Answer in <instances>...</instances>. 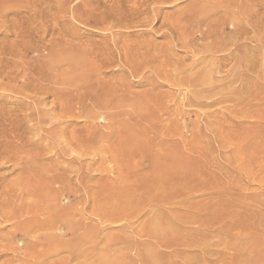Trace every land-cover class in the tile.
<instances>
[{
    "label": "rangeland",
    "instance_id": "1",
    "mask_svg": "<svg viewBox=\"0 0 264 264\" xmlns=\"http://www.w3.org/2000/svg\"><path fill=\"white\" fill-rule=\"evenodd\" d=\"M151 1L152 0H149L146 4L142 3L145 2L143 0H0V47L5 49L6 52L10 50L11 52L13 51L12 55L7 52V54H5L6 56H0V62H2V59L6 60L7 57L10 63L12 61H18V64H22V69L19 68V70L15 71L12 69L11 73V68L6 64H4L5 66L2 65L3 69L0 68V264H32L35 262L38 254L48 248L52 249L54 245H59L58 243L62 241L61 239H63L64 242H70L78 237L82 238L85 230L84 227L88 225L98 227L100 233L101 231L102 233L100 234V238L98 237L97 239L93 237L90 240L93 241L89 244H85L84 247L88 246L89 248H93L96 246V252L94 251L93 253L101 256L104 252L105 254L109 253L110 256H114L119 246L110 245L113 243L111 239H116L119 235L124 233L123 224L119 222H114L113 224L110 222H105V224L104 222L100 223L98 217L92 216L93 214H91L92 203L94 204L96 200V198L92 196L93 194L89 193L92 197L90 196L89 200L83 199V201L81 198H75L76 194L73 192L75 190L72 188L77 186L82 188L86 180L85 187L88 184V187L92 184L94 189L97 187L99 189L101 184H105L103 180L108 181V176L109 178L114 176V180H117L119 174L115 172L114 168L116 169L118 165L112 160L109 161V159L113 157L111 154H120L117 151L122 147V151L120 150L119 152L128 153L130 151V153H138V157L137 155L135 156V161L137 162L140 161V156L142 155H144L141 157L143 160L147 153L150 154L153 151L150 157L149 154L147 155L149 159L151 157L154 159L156 155L153 157V154L159 152L157 156H159L158 160L159 158L161 160H156V157L154 160L152 158L149 160L145 157L146 161L149 163L142 168V171L137 168L136 171L133 169V171L131 170L133 174L130 170L127 173L129 174L130 172L132 176L135 174L133 177H138V179L134 178L137 181L141 177L140 179H142V181H138L141 185L144 183L143 179L147 175L145 178L147 180L145 181L147 182V186H151L152 184L151 187L154 185L157 186V188L160 187L158 190L161 193L164 189L166 193L169 191L171 197L169 200L171 201H169V203H160L155 209H168L170 210H167L168 213L174 212V215L176 213L180 215L181 213L185 216H194L193 222H190L193 232L185 230V227H181L183 230L180 229L181 231H185L184 233L182 232L185 234L183 239L198 237L201 240V237L203 238L204 236H201L197 229H202L204 227L210 229L222 228V231L226 230L232 233V231L241 230L244 224L248 226V233H255L256 236H262L264 239V0H244L245 2L243 0H238V4L244 5L245 3V6L247 5V7H249V11L247 16L241 15L240 17L239 24L242 28L244 26L245 31H243V34H240V36H238L239 34L237 33V39H235L236 36H232L235 35V27L230 23L229 19L225 20L226 24L224 23L222 36L225 34L224 37L227 40L224 38L226 42L222 41V46L227 50L219 51V54L215 52L216 55L213 53V57L210 56V58H212L211 63L217 64L216 61H219V64H222L221 69H223V72L220 71L221 74L215 75L214 84L220 86L224 85L227 89L221 90L222 92L217 89L222 95V97H220L221 95L219 93V95L215 94L217 98L219 97L220 102L217 101L212 91V93H205L206 97H208L207 99H205L206 97H200L204 100L202 103L199 100L200 98L198 99L199 104L197 101L191 102V105L196 103L199 107L188 104L190 102L186 99V86H180L181 88L183 87L181 89L173 82V84H169L171 78L161 75L162 67L159 69L156 61L153 62L154 59L156 60V57L152 53H156L155 47L158 49L160 46L161 49L159 48L156 50L157 53H159H156L157 57L160 53L167 51L166 53H169L168 57L170 58V56L172 57V54H174L172 51L175 50L176 55L174 54L175 56L173 55L174 57H172L176 59L174 61L180 60L181 62V59L187 55L182 60V64L184 61H186V63L188 62V65L190 61L192 63L193 56L191 53H188L180 44H176L177 42L175 39L169 40L171 37L168 36L171 33L170 31H172V29L169 31L170 27L173 28L172 24H174V22L176 23V19H178V22L183 21L182 23L184 26L178 23L181 24V27L187 28L190 25L188 28L189 32L192 30L194 31L195 28L199 30V22H196L203 18L201 16L209 15L208 11L211 10H220V12H222L219 6L225 5L226 0H171L169 2L165 0L158 2L160 1L158 0L152 4L153 6L151 5ZM142 5L143 7H141ZM208 8L209 10H207ZM201 9L205 12L201 11ZM139 10L141 11L139 12ZM198 11H200L201 14H199L200 12ZM251 12H253V16ZM191 13L197 19L193 18ZM202 13L206 14L202 15ZM184 14H186V18L189 16L188 18L191 19L183 18L185 17ZM259 18L262 19L260 20ZM162 19L169 21L166 22ZM187 20H189L190 23ZM193 21L197 25L194 24ZM165 23L168 25V29ZM191 24L192 28L195 26L194 29L191 28ZM257 25L263 30L258 28ZM160 28L162 30H160ZM168 32L170 33L168 34ZM196 39L197 42H205L202 39H198V36ZM232 39L233 42L236 40L235 43L241 44L239 54L234 58L231 57L234 50L229 52L231 53L230 55L226 52L231 51L228 48L233 47L231 46L233 43L231 42ZM167 41H174L171 42V46L173 45L172 50H170L172 47L168 45ZM165 42L168 47L170 46L169 50H166V48H168L166 45V48L164 47ZM224 43H227V45L229 44V46L225 44V46H227L225 47ZM127 46L130 49H128ZM125 49L130 50L129 54L125 53ZM139 50L146 51L147 55L146 53L143 55V52H138ZM131 51L135 53L134 57H132L133 54ZM63 52L65 54H63ZM59 53L60 57H65L66 55L68 58H70L69 56L73 57V54H75L74 58L78 59V61L81 57L79 56L78 58L77 55L85 54L83 55L85 58H81L82 60L80 59V65L78 66H82L83 69L74 65V70L76 71L77 69V72L73 71V67L67 66L68 58L67 62L64 61V63L67 64L61 65L64 66L62 67L64 68V72L62 68H54V66L51 67L48 65ZM138 53H142L141 55L143 56H137ZM127 55L130 58H127ZM225 55H227L228 58ZM149 56L152 57L149 58ZM229 56L231 57L230 61L228 60ZM142 57L149 58L148 65L150 66L149 68L148 66L142 67L143 69L139 68L142 70L141 72L136 68V62H138L137 60H142ZM133 58L135 59L132 62L135 63L131 62V66V64L129 65V61L133 60ZM82 61L83 63H81ZM108 61L110 62L109 65L107 64ZM151 61L154 66L157 64V69L160 71H157L153 65V67L151 66ZM187 64L185 65L188 66ZM83 65H85V67L89 66L87 67L89 69H86ZM209 65L210 66L207 67L208 69L213 70L214 67L215 70V66ZM164 66L163 68L166 69V71L168 69L167 72L170 73L169 70L171 68L168 67L170 65L166 64ZM132 67L136 71L139 70L140 74L136 71L133 72ZM26 68L31 70H26ZM152 68L156 71H153ZM50 69L53 70L51 71ZM67 69L72 73L67 74L69 72ZM230 70L232 72H229ZM27 71H30L34 76H38L40 73L45 74L47 79L56 78L59 80L60 76H57L58 74H62L61 76L65 78V81L66 79L68 81H74L79 79V77L83 78L84 80H81L82 83H84L85 80V82H90L88 83L89 86L88 84L86 85L91 93L98 94L99 91L100 93L105 92L108 98L111 97L110 99L107 98V100L112 101L113 104L108 108L101 106L95 107L96 109H91L90 107L88 109L87 107L91 105L93 99L88 101L87 105L73 101L71 105L74 109H72V107L69 109L71 112L60 110L62 109V104H66L71 99L65 98V101H62L64 98H60L56 94H53V92L54 90L68 88V85L60 80V82L56 84H49V82H46L48 86L45 83V87L51 88L52 85L55 86L50 89L51 91H49L50 93L48 92L49 94L47 92V95H45L44 92L39 93L40 91H37V94L35 91L32 93L33 95L29 94L30 96L32 95L31 97H27V94L31 93V91H29L31 86L28 87L29 81L24 74V72ZM79 72L82 73L80 74ZM76 73H79V75L75 76ZM229 73L232 77L229 76ZM151 74L152 76L156 75L155 77H160L159 80H156L158 78L154 79L155 77L150 76ZM83 75L90 77V81L88 77L84 78ZM159 75L164 76V79ZM93 81H95V83ZM155 81H157L156 84L154 83ZM233 81H235L236 84L235 82L231 84ZM100 82L104 86H101ZM160 84L163 85L160 86ZM94 85L96 87L98 86V88L94 87ZM222 86L220 87L221 89L223 88ZM235 87L237 88L235 89ZM101 88L104 90L101 91ZM173 89H175V92H173ZM180 89L182 91H180ZM223 92H225V94ZM105 94L102 93L99 96L102 97ZM177 94H180L179 97L183 95V103ZM58 97L60 99H58ZM211 98L215 101L213 99L211 100ZM184 99H186L185 101H188V103H186ZM193 100L195 99L193 98ZM119 101L121 102L119 103ZM210 101L213 102L208 104ZM204 103L207 104L208 107L207 105H202ZM102 108H105V110ZM80 109L82 112L88 113V115L80 116L74 113L79 112ZM147 109L149 110L147 111ZM86 110H88V112ZM89 110H93L94 112H89ZM92 113L96 118H93L94 115ZM123 118H126V125L129 123L131 124L123 126L124 129H121L123 128L121 125H124L122 124L124 123ZM140 121H144V124H139ZM113 124L114 126H112ZM129 126L131 129H128ZM85 129L86 131L91 130L87 134ZM120 130H124L123 136L124 133L126 134L124 137L121 135L122 132H120ZM125 130H128V132ZM130 130L134 132L130 134V132H132ZM112 131L115 133L113 137H111L113 138V142L115 141L114 143L118 145V142L122 141L119 144L120 148L112 143V139H104L102 142V135L105 137L112 133ZM118 131L120 133H118ZM94 134L96 135L94 136ZM83 135H87L86 137L88 139L83 137ZM91 135H93V137H90ZM78 136L81 140L82 137L86 140L83 139V143H81ZM95 137H97L96 140L93 139ZM118 137H120V140L118 139L117 141ZM136 139L143 144V147H141V143L140 145L139 142L136 143ZM110 141L112 144L107 145ZM134 142L135 148L136 145H138V148L133 152ZM80 143L82 145H80ZM166 143H169L168 145L173 148L175 147L179 157L183 158L180 164L181 162L184 163V159H186L185 161L187 162L184 164L182 163L183 166L182 164L180 166L178 163L180 160L178 155L174 157L176 153L174 152L175 149H171L173 150L171 151L168 149L171 147ZM70 144H72V146ZM163 144L164 149H160ZM156 145L159 147V151ZM110 146H112V148ZM127 146H129V148ZM147 146L149 148H147ZM151 146L154 150L156 148L155 152ZM108 147L111 150H109ZM64 149L66 151L65 153L63 152ZM138 149L139 151L141 149V151L139 152ZM169 150L171 152H169ZM83 151L89 153L90 156L84 153L82 155L81 152ZM139 153L141 154L140 156ZM104 157L108 158L106 159L107 161ZM176 158H179V160ZM151 160L154 161V163H152ZM159 162L163 167H161L162 170L158 168L157 172L154 169V165H159ZM175 162L178 163V166ZM165 166H169L168 168H170V170H168L167 167L166 169ZM181 167L185 168L181 169ZM117 169L116 171H119ZM114 172L118 174V177ZM166 172L171 174L166 176L168 175ZM87 173L91 175H87ZM127 173L126 175H128ZM46 174L47 176H45ZM86 176H90L91 178ZM103 176L106 179H103ZM82 177L84 179H81ZM167 177L170 178L169 181ZM45 178L50 180L51 183ZM113 178L109 180H113ZM152 178H154L153 181L155 180L156 182H153ZM166 178L167 180H165ZM39 179H42L45 185H42ZM164 180L166 181L165 183H163ZM44 181L46 183H44ZM89 181L90 183L87 184ZM157 182L158 184L156 185ZM159 183L161 184L160 186ZM131 184H135V182ZM143 188L145 191L147 187ZM55 193L61 197V199L59 197V200L57 198L56 204L52 200L53 194ZM82 193L83 191L81 190L77 195ZM127 196L124 195L122 196L124 198L122 199L120 197L119 200H116L117 197H115L118 203L114 202L116 203L115 206L124 205L123 207H126L127 203H129L128 205L132 204L130 207H133L137 212L134 205L136 206L138 200L135 202L134 197H131V199ZM125 199L127 200L126 206L124 203ZM52 202L55 204L54 206H52ZM120 203L122 205H120ZM59 205H61L60 207L62 208H67V210L63 208L65 209V213L69 210L68 212H70V214H72V211L73 214H77V216L78 214H82V220L81 216H78L81 221L77 218V220L80 221V230L76 232H67L61 226L60 229L54 228V230L39 231L42 234L55 233L54 236L56 235V238H58V240H54L56 242L55 244L52 239H50L49 242H45L42 234L40 236L38 232H29L27 230L28 226L31 224L35 223L39 225V222L46 219L45 217L53 215L56 209H61ZM144 206V203H141V206L140 204L136 206L138 209L143 207L144 210L137 215L135 214L136 216L133 217L135 219L131 218L132 227L137 229L141 228L144 220L146 221L151 217V213H149L151 208ZM16 208L17 210L23 208V212L17 213ZM24 209L26 210L24 211ZM81 210L83 212H80ZM84 212H86V214ZM74 215L73 217L75 218L73 219L77 223L78 221L75 220L76 216ZM205 220H210L211 222L206 223ZM187 229L190 230L189 228ZM180 230L178 231L177 229L179 234L175 232L178 234H176L178 238L183 235L180 233ZM78 232L81 235H78ZM210 234L211 233L207 234V237L201 240L202 243H193L189 251L190 253L183 251V246L181 245L170 247L154 246L153 250H157V252L159 251L161 254L158 253L159 257L161 256V258L158 257V263H176L178 260L183 261L182 258L187 257L192 261V264H198L196 258L198 252L201 253L202 251V244L204 242H215L214 240L218 239L217 236H213L216 235L215 232ZM230 237H232V235L227 238L224 237V241L221 240L224 246L230 240ZM34 242L39 244L35 248L31 247V244ZM214 245L215 244H213V247L216 248ZM220 248V246L217 247V249ZM68 255V251L62 250L55 255H49L46 259V263L59 262L62 258L66 260L68 259ZM80 259L82 260V258ZM137 259L139 261V258H136L132 259L135 262H129L131 264H141L142 261L140 260L138 262ZM79 260L70 259V264H74ZM91 261V259H88L87 263ZM99 264H104V262Z\"/></svg>",
    "mask_w": 264,
    "mask_h": 264
},
{
    "label": "bare ground",
    "instance_id": "2",
    "mask_svg": "<svg viewBox=\"0 0 264 264\" xmlns=\"http://www.w3.org/2000/svg\"><path fill=\"white\" fill-rule=\"evenodd\" d=\"M143 1H145V2H142V3H146L147 4V2H149V0L148 1H146V0H143ZM153 1V0H152ZM151 1V5L154 3V2H156V1H158V0H154L153 2ZM165 1H167V2H169V1H171V0H165ZM164 1V2H165ZM203 1V0H202ZM222 1H224V0H222ZM244 1V0H243ZM251 1V0H250ZM158 2H161V0L160 1H158ZM245 2V1H244ZM134 3V2H133ZM137 3V2H136ZM139 3V2H138ZM223 3V2H222ZM225 5H223V6H219V8L221 9V11L222 12H220V10L219 11H212L211 9V11H208V14L209 15H206V16H201V17H203L202 19H199V17H198V21L196 22V23H198L199 22V30L197 29L196 30V28H195V30L193 31H191V32H189V30H188V28H189V26H188V24H187V28L185 27H181L180 25L182 24V26H184V24L182 23L183 21H180V22H178V19H176L177 20V22L175 23L174 22V20H173V22H174V24H172L173 26V28H171L170 27V29H169V31L172 29V31H170V32H168V34L170 33V35L168 36V37H171L169 40H174L175 39V41L177 42L176 44H180L181 46H182V48H184V49H186V51H188V53H191V55L193 56L192 57V63H191V61L189 62V65L186 63V61H184V63L182 64V60L184 59V57L185 56H187V55H185L184 57H183V59H181V62H180V60H177V61H174V60H176L175 58L173 59L172 57H174L176 54H175V50L174 51H172V53L174 52V54H172V57L170 56V58L168 57L169 55V53L167 54L166 52L167 51H164V52H162V53H160V55L157 57V54H159V53H157V51L156 50H158L159 48H160V46H159V48L158 49H156V47H155V52L157 53H152V54H154L155 55V57H156V60L154 59V61L153 62H155L156 61V63L158 64V66H159V69H161V67H162V70H161V73L159 72H157L158 74H161V75H164V76H166L167 78H171L170 80H171V82H169V84H173V83H175L177 86H186L187 87V92H186V94H187V96H186V99L190 102V103H188V101L186 102L185 100L186 99H184V101L186 102V103H188V104H190L191 105V102H195V101H197V103L199 104V102H198V99L200 98V97H206V94H208V92H210V93H212V94H217V95H219L220 93L217 91V89H219V91H221V90H226L227 88H226V86L224 87V85L222 86L223 88L221 89L220 87V85H217V84H214V79H215V75H217V74H221V72L220 71H222L223 69H221V65L222 64H219V61H216V63L217 64H215V63H211L212 62V58H210V56L211 57H213V53L215 54V52H218V54H219V51H223V50H225L226 48H224L223 46H222V44H223V42L222 41H224V42H226L225 40H224V36H225V34H224V36H222V30H224V23H225V20H227V19H229V21H230V23L235 27V30H234V34L235 35H232L233 37H235V39H237V35L238 36H240V34H243V31H245V29H244V26H243V28L240 26V17H241V15L243 16H247V14H248V8L249 7H247V5L245 6V3H244V5L243 4H238V0H226L225 1ZM259 3V2H258ZM261 4V3H260ZM173 5V4H172ZM133 6H134V4H133ZM137 6V5H136ZM140 6V5H139ZM144 6H146V5H144ZM149 6V5H148ZM153 6V5H152ZM135 7V6H134ZM138 7V6H137ZM141 7H143V5L141 6ZM140 7V8H141ZM151 7V6H150ZM251 7V6H250ZM139 8V7H138ZM161 8V7H160ZM217 8V7H216ZM218 8V9H219ZM136 9V8H135ZM135 9H134V11H135ZM214 9V8H213ZM252 9V8H251ZM250 9V10H251ZM255 9V8H254ZM141 10H143V9H141ZM141 10H139V12L141 11ZM147 10V9H146ZM199 10V9H198ZM204 10H205V8H204ZM203 9H201V11H203V12H205ZM207 10H209V8L207 9ZM133 12V11H132ZM138 12V13H139ZM142 12H144V11H142ZM147 12V11H146ZM148 12H149V10H148ZM148 12H147V14H148ZM198 12H200V11H198ZM138 13H137V15H138ZM193 13V12H192ZM192 13H191V15H192ZM221 13V14H220ZM141 14V13H140ZM139 14V15H140ZM194 14V13H193ZM199 14H201V12L199 13ZM203 14H206V13H202V15ZM253 14V12H251V15ZM186 14H184V16H185ZM190 15V16H191ZM157 16V15H156ZM181 16V15H180ZM183 16V15H182ZM196 16V15H195ZM199 16V15H198ZM253 16V15H252ZM189 17V16H188ZM186 18V16L185 17H183V18H186V19H191V18ZM192 17L193 18H196V17H194L193 15H192ZM122 18V17H121ZM156 18V17H155ZM165 19H166V17H165ZM165 19H162L163 21L165 20ZM197 19V18H196ZM260 19V18H259ZM262 19V18H261ZM260 19V20H261ZM175 20V21H176ZM182 20V19H181ZM193 20V19H192ZM166 21V20H165ZM169 21V20H168ZM168 21H166V22H168ZM187 21H189V20H187ZM196 21V20H195ZM212 21V22H211ZM258 21V20H257ZM256 21V22H257ZM162 22V21H161ZM194 22V21H193ZM262 22V21H261ZM163 23V22H162ZM178 23H181V24H178ZM189 23H190V21H189ZM195 22H194V24H196ZM210 23V24H209ZM74 24V23H73ZM226 24V23H225ZM55 25V24H54ZM163 25V24H162ZM161 25V26H162ZM165 25H166V23H165ZM164 25V26H165ZM197 25V24H196ZM242 25V24H241ZM89 26V25H88ZM160 26V27H161ZM163 26V27H164ZM167 26L168 25H166V28H167ZM202 26V27H201ZM203 26H204V28H203ZM258 26V25H257ZM195 27V26H194ZM194 27L192 28V24H191V28L192 29H194ZM240 27V28H239ZM190 28V29H191ZM258 28H260L259 26H258ZM113 29H115V28H113ZM168 29V28H167ZM261 29V28H260ZM68 30V29H67ZM159 30V29H158ZM160 30H162L161 28H160ZM159 30V31H160ZM166 30V29H165ZM249 30V29H248ZM257 30V29H256ZM259 30V29H258ZM261 30H263V29H261ZM109 31H110V29H109ZM195 31H196V33H195ZM260 31V30H259ZM165 32V31H164ZM164 32H163V35H164ZM224 32V31H223ZM238 33V34H237ZM165 34H166V32H165ZM167 34V35H168ZM197 34V35H196ZM232 34V33H231ZM230 34V35H231ZM244 35H246V34H244ZM55 36V35H54ZM198 36V39H202V40H204L205 42L204 43H200V42H197V39H196V37ZM233 37H231V38H233ZM243 37V36H242ZM229 38V37H228ZM241 38V37H240ZM168 39V38H167ZM226 39V38H225ZM234 39V40H235ZM227 40V39H226ZM231 41V40H230ZM236 41V40H235ZM235 41L233 42V39H232V41L231 42H233L232 44H231V46H233V47H230V48H228L229 50H231V51H226V52H232L233 50V53H232V56L231 57H235V56H237L238 54H239V50H240V48H241V44L240 43H235ZM168 42V41H167ZM171 42H174V41H171ZM171 42H168V45H170L171 46ZM238 42V41H237ZM137 43V42H136ZM170 43V44H169ZM174 44V43H173ZM225 44L227 45V43H224V46H225ZM148 45H150V44H148ZM148 45H147V47H148ZM165 45H166V42H165V44H164V47H165ZM168 45H166V47H168ZM179 45V46H180ZM169 46V47H170ZM173 46V45H172ZM171 46V47H172ZM177 46V45H176ZM227 46H229V44L227 45ZM227 46H225V47H227ZM162 47V46H161ZM165 47V48H166ZM169 47L168 48H166V50H169ZM127 48H128V46H127ZM165 48H164V50H165ZM176 48V47H175ZM179 48H181V47H179ZM128 49H130V48H128ZM161 49V48H160ZM173 49V47L170 49V50H172ZM10 50V49H9ZM13 50V49H12ZM126 50V49H125ZM135 50H136V48H135ZM134 50V51H135ZM137 50H138V48H137ZM227 50V49H226ZM128 51V52H127ZM133 51V50H132ZM132 51H131V53H132ZM149 51V50H148ZM147 51V52H148ZM159 51H161V50H159ZM163 51V50H162ZM9 54H13V51L11 52V50L10 51H7ZM7 52L5 51V49H3L2 47H0V56H2V55H4V56H6L5 54H7ZM129 52H130V50H126V52L125 53H127V54H129ZM138 52H143L144 54L143 55H145V53H146V51H138ZM170 52V51H169ZM130 53V54H131ZM149 53V52H148ZM171 53V52H170ZM63 54H65L64 52H63ZM70 54V53H69ZM133 54V56L132 57H134V54L135 53H132ZM142 53H138L137 54V56L139 55V57H141V56H143V55H141ZM150 54H151V52H150ZM149 54V55H150ZM231 53H229V55H230ZM10 55V56H11ZM62 55V54H61ZM74 55L75 54H73V57L72 56H69L70 58H68L66 55H65V57L63 56H61L60 57V53H59V55L58 56H55V59L53 60V61H51L48 65H50L51 67L52 66H54V68L55 67H59V68H62V67H64V66H61L62 64H67V63H64V61L65 62H67V58H68V64H67V66H70V67H73L74 65L76 66V67H78L79 65H80V63H79V61H81L83 58H85V57H83V55H85V54H78L77 56H78V58H79V56L82 58H80L79 59V61H78V59H76V58H74ZM103 55H105V54H103ZM126 55V54H125ZM146 55H147V53H146ZM174 55V56H173ZM216 55V54H215ZM131 56V55H130ZM136 56V57H137ZM190 56V55H189ZM226 57H227V55H225ZM104 57V56H103ZM147 57V56H146ZM146 57H142L143 59L142 60H137L138 62H136V65H137V67L135 66V64H134V66L137 68V69H143L142 67H146V66H148V68H149V66L150 65H148V63H149V58H151L150 56H149V58H146ZM191 57V56H190ZM225 57V58H226ZM230 56H229V61H230V58H231ZM3 58V57H2ZM18 58H20V57H18ZM127 58H130L128 55H127ZM146 58V59H145ZM172 58V59H171ZM182 58V57H181ZM189 58V57H188ZM228 58V57H227ZM10 59V58H9ZM14 59V58H13ZM132 59V58H131ZM134 59L135 58H133V60H128L130 63H129V65L131 64V66H132V63H135V62H132V61H134ZM137 59V58H136ZM178 59V58H177ZM179 59H180V57H179ZM4 59H2V62H0V68H2V65H4V64H6L8 67H10L11 69H10V73H11V71H12V69H13V71H15V70H19V68L20 69H22V64H18L17 62L18 61H12L11 63L9 62V60H8V58L6 57V60H4ZM15 60V59H14ZM24 60V59H23ZM77 60V61H76ZM151 60V59H150ZM185 60H188V59H185ZM21 61V60H20ZM19 61V62H20ZM25 61V60H24ZM87 61V60H86ZM127 61V60H126ZM151 61V66L153 65L152 62ZM79 64H78V63ZM107 62V61H106ZM105 62V63H106ZM132 62V63H131ZM224 62V61H223ZM21 63H22V61H21ZM81 63H83V61L81 62ZM87 63V62H86ZM90 63V62H89ZM70 64V65H69ZM104 64V63H103ZM103 64H102V66H103ZM108 65L110 64V62L108 61V63H107ZM107 64H106V66H107ZM157 64H155L156 66H154L155 67V69H157ZM170 65V66H168V67H170L171 69L169 70V72L170 73H168L167 71H168V69H167V71H166V69H164L163 67H165L164 65ZM185 64H187L188 66H186ZM191 64V65H190ZM209 64H211L212 66H215V70H214V67H213V70L212 69H208L207 67L208 66H210ZM47 65V66H48ZM72 65V66H71ZM223 65H225V64H223ZM5 66V65H4ZM3 66V67H4ZM61 66V67H60ZM84 67H85V65H83ZM94 66V65H93ZM105 66V65H104ZM130 66V67H131ZM152 66V67H153ZM226 66V65H225ZM41 67V66H40ZM49 67V66H48ZM47 67V68H48ZM50 67V68H51ZM66 67V66H65ZM69 67V68H70ZM75 67V68H76ZM87 67H89V66H87ZM87 67H85L86 69H89V68H87ZM167 67V66H166ZM7 68V67H6ZM5 68V69H6ZM67 68V67H66ZM68 68V69H69ZM78 68H82L83 69V67L82 66H80V67H78ZM97 68V67H96ZM194 68H195V70H194ZM225 68V67H224ZM3 69V68H2ZM8 69V68H7ZM63 69V70H62ZM61 70L64 72V68H62ZM67 69V70H68ZM85 69V70H86ZM132 69H133V67H132ZM139 69V70H140ZM150 69H151V67H150ZM1 70V69H0ZM26 70H31V69H28V68H26ZM46 70V69H45ZM48 70V69H47ZM51 70V69H50ZM53 70V69H52ZM51 70V71H52ZM70 70V69H69ZM68 70V71H69ZM72 70L73 71H75L74 70V67L72 68ZM79 70V69H78ZM81 70V69H80ZM139 70L138 71H136L135 69H133L132 71L134 72V71H136V72H139ZM145 70V69H144ZM152 70L153 71H156V70H154L153 68H152ZM151 70V71H152ZM232 70V69H231ZM229 71V72H232V71ZM33 71V70H32ZM31 71V72H32ZM41 71H43V70H41ZM97 71V70H96ZM141 72H142V70H140ZM157 71H160V70H158L157 69ZM237 71V70H236ZM235 71V72H236ZM4 72V71H3ZM3 72H1V73H3ZM66 72V71H65ZM75 72H77V69H76V71ZM132 72V73H133ZM135 72V73H136ZM223 72V71H222ZM234 72V73H235ZM33 73V72H32ZM38 73H40V72H38ZM48 73V72H47ZM50 74H52L51 72H49ZM72 72L71 71H69L67 74H71ZM74 73V72H73ZM80 73V72H79ZM79 73L77 74L76 73V75L75 76H78L79 75ZM82 73V72H81ZM80 73V74H81ZM234 73H233V76H234ZM24 74H25V76H27V79H28V81H29V85H28V87H30V90L29 91H31V93H28L27 94V97L28 96H30L29 94H32L33 92H37V91H40L39 93H42V92H44L45 93V95H47L46 94V92L48 93L49 91H51L50 89L54 86V85H52V87H51V85H50V87L51 88H49V87H45L46 85H47V83L46 82H49V84H56V83H59L60 81H62L63 83H65V84H67L68 85V88L66 87L65 89H58V90H54V92H53V94H56L57 96H59L60 98H64V100H62V101H65V98L66 99H68V98H70L71 100L69 101V102H67L66 104H62V109H60V110H67V112H71V110H69V109H71V107H72V102L73 101H75V102H77V103H79V104H85V105H87V103H88V101H90L91 99H93L92 100V103H91V105H92V107H91V105H89L87 108L89 109V107L91 108V109H94L95 107H101V106H103V107H106V108H108V107H111V105L113 104V102L112 101H108L107 100V96H106V94H105V92H102L103 94H105L104 96H102V97H100L99 95L100 94H102V93H100V91L98 92V94L97 93H91L89 90H88V87H87V85L86 84H88V83H90V82H85L84 81V83H82V79L83 78H80L79 77V79H76V80H70V78H69V80L70 81H68L67 79H66V81L64 80L65 78H62V74L61 75H57V76H60V81L58 80V79H47V76L45 75V74H41L40 73V75L38 74V76H34V74H31L30 73V71H27V72H24ZM56 74V73H55ZM66 74V73H65ZM84 74V73H83ZM139 74H140V72H139ZM153 74V73H152ZM152 74L150 75V76H152ZM157 74V75H158ZM74 75V74H73ZM84 75H86V74H84ZM83 75V76H84ZM88 75V74H87ZM135 75V74H134ZM161 75H159V76H161ZM82 76V77H83ZM156 76V75H155ZM155 76H152V77H155ZM164 76H161L162 78L164 77ZM229 76L230 77H232L231 75H230V73H229ZM64 77V76H63ZM68 77H69V75H68ZM86 76H84V78H85ZM88 77V76H87ZM86 77V78H87ZM92 77V76H91ZM152 77H150V78H152ZM219 77V76H218ZM89 78L90 77H88V80H89ZM156 78H158V77H155L154 79H156ZM160 78V77H159ZM159 78L158 79H156L157 81L159 80ZM166 78V79H167ZM216 78H217V76H216ZM234 78V77H233ZM75 79V78H74ZM91 79V78H90ZM92 79H94V78H92ZM164 79V78H163ZM165 79V80H166ZM218 79V78H217ZM232 79V78H231ZM84 80V79H83ZM170 80H168V81H170ZM90 81V80H89ZM157 81H155L154 83L156 84L157 83ZM161 81V80H160ZM237 81V80H236ZM94 83H95V81H93ZM173 82V83H172ZM218 82V81H217ZM222 82V81H221ZM235 81H233L231 84H233ZM45 83H46V85H45ZM101 83V82H100ZM150 83H151V81H150ZM152 83H153V80H152ZM148 84H149V81H148ZM158 84H159V82H158ZM158 84H157V86H158ZM235 84H236V82H235ZM234 84V85H235ZM97 85V84H96ZM103 84L101 83V86H102ZM118 85V84H117ZM161 85H163V84H160V86ZM48 86V85H47ZM88 86H89V84H88ZM100 86V87H101ZM104 86V85H103ZM153 86V85H152ZM55 87V86H54ZM94 87H96L95 85H94ZM154 87V86H153ZM178 87V88H179ZM96 88H98V86L96 87ZM181 88V87H180ZM183 88V87H182ZM181 88V89H182ZM226 88V89H225ZM231 88V87H230ZM237 87H235V89H236ZM29 89V88H28ZM177 89V88H176ZM180 89V91H182ZM232 89H234V88H232ZM231 89V90H232ZM53 90V89H52ZM81 90H84V91H81ZM99 90V89H98ZM97 90V91H98ZM101 91L102 90H104V89H100ZM107 90H110V89H107ZM107 90H106V92H107ZM175 89H173V92H175L174 91ZM185 90V89H184ZM183 90V91H184ZM228 90H229V88H228ZM178 91V90H177ZM212 91V92H211ZM214 91H215V93H214ZM110 92H112V91H110ZM114 92V91H113ZM172 92V93H173ZM222 92V91H221ZM50 93V92H49ZM48 93V94H49ZM180 93V92H179ZM206 93V94H205ZM219 93V94H218ZM224 94H225V92H223ZM227 93V92H226ZM232 93V92H231ZM37 94H38V92H37ZM176 94V93H175ZM184 94V93H183ZM204 94V95H203ZM33 95V94H32ZM31 95V96H32ZM44 95V94H43ZM112 95V94H111ZM178 95V97H179V95L180 94H177ZM210 95V94H209ZM221 95V94H220ZM30 96V97H31ZM182 96V97H181ZM179 98H181V101H182V99H183V95H181ZM185 96V95H184ZM208 96V95H207ZM224 96V95H223ZM29 97V98H30ZM55 97V96H54ZM58 97V99H60ZM112 97H114V96H112ZM160 97V96H159ZM163 97V96H162ZM195 99V100H193V98ZM209 97H211V96H209ZM215 97H216V95H215ZM220 97H222V95L220 96ZM228 97V96H227ZM56 98V97H55ZM111 98V97H110ZM110 98H108V99H110ZM178 98V99H179ZM208 97H206L205 99H207ZM217 98V97H216ZM230 98V97H229ZM213 98H211V100H212ZM225 99V98H224ZM40 100V99H39ZM56 100V99H55ZM94 100H96V101H94ZM113 100H115V99H113ZM180 100V99H179ZM200 101H201V103H202V101H204L203 99H199ZM214 100V99H213ZM118 101V100H117ZM206 101H208V100H206ZM215 101V100H214ZM217 101H219L220 102V99H219V97L217 98ZM228 101V100H227ZM121 101H119V103H120ZM123 102H125V101H123ZM180 102V101H179ZM211 102H213V101H210L208 104H211ZM182 103H183V101H182ZM207 103V102H206ZM55 104H56V101H55ZM123 104V103H122ZM185 104V103H184ZM196 104V103H195ZM193 104V105H191V106H197L198 104ZM215 104H216V102H215ZM78 105V104H77ZM110 105V106H109ZM117 105V104H116ZM115 105V106H116ZM183 105V104H182ZM190 105H188V106H190ZM202 105H207V104H202ZM80 106V105H79ZM124 106V105H123ZM213 106V105H212ZM212 106H209V107H212ZM146 107H147V105H146ZM197 107H199V106H197ZM206 107V106H205ZM207 107H208V105H207ZM54 108V107H53ZM79 108V107H78ZM82 108V107H81ZM86 108V107H85ZM72 109H74L73 107H72ZM96 109V108H95ZM102 109H104L105 110V108H102ZM102 109H100V110H102ZM82 110H83V108H82ZM114 110V109H113ZM149 109H147V111H148ZM43 111V110H42ZM62 111V112H63ZM87 112H88V110H86ZM94 112L93 110H89V112ZM96 111V110H95ZM144 111H145V109H144ZM59 112V111H58ZM61 112V111H60ZM138 112V111H137ZM74 113H77L78 115H80V116H85V115H88V113H84V112H82L81 111V109H80V111L79 112H74ZM98 113H100V112H98ZM93 114V113H92ZM64 115V114H63ZM94 115V114H93ZM92 115V116H93ZM113 115H114V113H113ZM141 115V114H140ZM125 116V115H124ZM62 117V116H61ZM96 118V116L94 115L93 116V118ZM135 117V116H134ZM145 117H147V116H145ZM149 117V116H148ZM54 119V118H53ZM59 119V118H58ZM86 119H87V117H86ZM91 119V118H90ZM126 119V118H125ZM125 119L123 118V121H124V123H122V124H124V125H121V127H123V126H128L129 124H131V123H129L128 125H126V122H125ZM130 119V118H129ZM88 120H89V117H88ZM115 120V119H114ZM137 120V119H136ZM144 120V119H143ZM29 121V120H28ZM144 121H140V123L139 124H144L143 123ZM133 125V124H132ZM112 126H114V124L112 125ZM131 126V125H130ZM130 126H129V128L128 129H131L130 128ZM143 126V125H142ZM92 127V126H91ZM90 127V128H91ZM110 127V126H109ZM118 127V126H117ZM134 127V126H133ZM113 128V127H112ZM116 128V127H115ZM93 129V128H92ZM114 129V128H113ZM119 129H120V127H119ZM121 129H124V127L123 128H121ZM140 129V128H139ZM154 129V128H153ZM91 130V129H90ZM89 130V131H90ZM98 130H99V128H98ZM116 130H117V128H116ZM89 131H86V129H85V132H87V134H88V132ZM96 131H97V129H96ZM126 132H128V130H125ZM130 131H132V130H130ZM92 132H94V131H92ZM120 132H122V136H123V132H124V130H120ZM119 131H118V133H120ZM134 131H132V132H130V134H132ZM140 132V131H139ZM179 132V131H178ZM102 133V132H101ZM158 133V132H157ZM97 134H99V133H97ZM107 134V133H106ZM115 133L112 131V133H110V134H108V135H106L105 137H103V135H102V137L101 136H99V137H101V138H103L102 139V142H103V140L104 139H106V140H110V139H112V143L113 144H116V143H114L113 142V138H111V137H113V135H114ZM165 134V133H164ZM96 134H94V136H95ZM126 134L124 133V136H125ZM87 135H83V137H86ZM120 136V135H119ZM123 136V137H124ZM132 136V135H131ZM82 137V140L84 139V140H86V139H88L87 137H86V139L85 138H83ZM90 137H93V135H91ZM164 137V136H163ZM78 138L80 139V137L78 136ZM77 138V139H78ZM96 138L97 137H95V138H93V139H95L96 140ZM142 138V137H141ZM140 138V139H141ZM144 138V137H143ZM171 138V137H170ZM4 139V138H3ZM79 139H78V142H79ZM90 139H92V138H90ZM89 139V140H90ZM116 139V138H115ZM118 139L120 140V137H118L117 138V141H118ZM150 139V138H149ZM173 139V138H172ZM75 141H77L76 139H74ZM81 140V139H80ZM80 141L81 143H83V141ZM137 140V139H136ZM161 140V139H160ZM167 140V139H166ZM165 140V141H166ZM100 141H101V139H100ZM150 141V140H149ZM159 141V140H158ZM164 141V140H163ZM87 142V141H86ZM94 142H96V141H94ZM120 142H122V141H120ZM120 142H118L119 144H120ZM139 141L137 140L136 141V143H138ZM161 142V141H160ZM159 142V143H160ZM168 142V141H167ZM67 143V142H66ZM80 143V145H82ZM89 143H91V142H89ZM111 143V141H110V143H107V145L109 144V145H111L112 144ZM124 143V142H123ZM140 143L141 142H139V145H140ZM147 143H150V142H147ZM154 143V142H153ZM157 143V142H156ZM155 143V144H156ZM163 143V142H162ZM75 144V143H74ZM119 144L117 145L118 146V148H120L119 147ZM125 144V143H124ZM133 144V143H132ZM131 144V145H132ZM158 144V143H157ZM161 144V143H160ZM167 144V143H166ZM165 144V145H166ZM169 144V143H168ZM167 144V145H168ZM67 145V144H66ZM71 146H72V144H70ZM69 145V146H70ZM77 145V144H76ZM78 145H79V143H78ZM87 145V144H86ZM153 145V144H152ZM84 146V145H83ZM88 146V145H87ZM87 146H85V147H87ZM113 146V145H112ZM112 146H110L111 148H112ZM123 146V145H122ZM125 146V145H124ZM133 146V145H132ZM169 146V145H168ZM43 147V146H42ZM98 147V146H97ZM105 147V146H104ZM116 147V146H115ZM128 148H129V146H127ZM126 147V148H127ZM141 147H143V144L141 143ZM141 147H139V148H141ZM152 147V146H151ZM155 147V146H154ZM164 147V144L162 145V147H160V149H164L163 148ZM169 147H171V146H169ZM123 148V147H122ZM122 148H120V149H118L119 151L122 149ZM135 148V142H134V147H133V152H134V150H136V148H138V145H136V148ZM147 148H149L148 146H147ZM153 148V147H152ZM152 148H151V150H152ZM156 148H158L157 150L159 151V147H157V145H156ZM156 148H155V150H156ZM108 149H109V147H108ZM107 149V150H108ZM166 149V148H165ZM168 149H175V147L173 148V147H171V148H168ZM63 150V149H62ZM106 150V151H107ZM109 150H111V149H109ZM117 150V149H116ZM116 150H114V151H116ZM150 150V149H149ZM148 150V151H149ZM153 150H154V148H153ZM155 150H154V152H155ZM169 150V152H171V151H173V150H171L170 151ZM105 151V152H106ZM119 151H117L118 153H120V154H115V155H113V154H111L113 157H110L111 159H109V161L110 160H112L113 162H115V164H117L118 166H116L117 168V170H119V171H116V169L114 168V170H115V172L116 173H118L119 174V177H118V174H116L115 172V175H117V177H118V179L117 180H114L115 178H113L114 176H110L111 178H109V176L107 177V179H108V181H105V180H103V183H105V184H101V182H100V184H101V186H99V189H98V187L96 186V183H95V186L97 187V188H93V185L91 186H89L88 187V183H90V181L89 182H87V186L85 187V183H86V180H85V183H83L84 184V186L81 188L80 186H77V187H74V188H72L73 190H75V191H73L76 195H75V198H81V200H83V199H88L89 200V198H90V194L89 193H92L93 195V197L94 198H96V200L94 201V199H93V201L95 202L94 204L92 203V213L91 214H93L92 216H96V217H98V221H100V223L101 222H104V224H105V222H110V223H114V222H119V223H122L123 224V229H124V233L122 234V235H119L116 239L115 238H112L111 239V242L113 241V243L112 244H110V245H114V246H119V248H117V251H116V253H115V255L114 256H110L109 255V253L107 254H105L103 251V253H102V255L100 256V255H98V254H95V253H93L95 250H96V246L95 247H93V248H89L88 246H86V247H84V245L85 244H89V243H91L92 241H90L93 237H95V238H97L98 239V237L100 238L101 237V233H102V231H101V233H100V231H99V229H98V227H96V226H92V225H88V226H85L84 227V233H83V235H82V238H79L78 236H76V237H78L77 239H75L74 241H70V242H64L63 241V239H61L62 241L61 242H59L58 244L59 245H57V246H55L54 244L56 243L54 240H58V238H56L57 236L55 235L54 236V234L55 233H53L52 234V232H51V234H45V233H40L39 231H45V230H54V228H61V226L65 229V231H67V232H69V231H71V232H76L77 230H80L79 228H80V226H79V223H80V221L82 220V214L80 215V214H78V216L80 217L81 216V220H80V218H78V216H77V214L76 215H74L73 214V211L71 212L74 216H76V219L75 220H77V218L80 220H77L78 222L76 223V221H74V219L73 218H75V217H73V215L72 214H70V212H68V211H66L67 213H65V209L67 210V208H65V207H63V208H65V209H63L62 207H60L61 205H59V208H61V209H59V210H55V212L53 213V215H49L48 217H45L46 219L45 220H43V221H41V222H39L38 224L39 225H36L35 223H33V224H31L30 226H28V228H27V230L29 231V232H38V234L41 236V234H42V237H43V239H44V241L45 242H49L50 241V239H52L53 241H54V246H52L53 248L51 249V248H48L47 250H45V251H42L40 254H38L37 256H36V260H35V262H33L32 264H70V259H77V260H79L80 258H82V260L80 259L78 262H76V263H74V264H99V263H103L104 262V264H131L134 260H132V259H136V258H139V261L141 260L142 261V263L143 264H159L158 263V260H159V258H161V256L159 257V251L157 252V250L156 251H154L153 250V247L154 246H160V247H162V246H165V247H170V246H174V245H181V246H183L182 247V250L183 251H185V252H187V253H190L189 251L191 250V247H192V245H193V243L194 244H200V243H202V241L201 240H203V238L204 237H207V234H209V233H211L212 234V232H215L216 233V235H213V236H217L218 237V239H216V240H214L215 242H211V243H207V242H204L203 244H202V251H201V253H199L198 252V254H197V258H196V260H197V262H198V264H264V239L262 238V236H256L255 235V233H248L247 231H249V229H248V226H246L245 224L241 227V230H239V231H232V233H230L229 231H222V228H217V229H210V228H208V227H204V228H202V229H197V231H199L198 233L201 235V236H204L203 238L201 237V240H200V238H198V237H193V238H190V239H183L184 237V235L185 234H183L185 231H181L180 229H182L183 230V228H181V227H185L186 229L185 230H187V231H192L193 232V228H191L192 226H190V222H193L192 220H193V217L194 216H185V215H183V214H181L180 213V215L179 214H173L174 212H169L168 213V211H170V210H163V209H155V207L158 205V204H160V203H169V201H171V200H169V198H171L170 197V195H169V191H168V193H166L165 191V189H164V191L161 193V192H159V188H157V186H155L154 185V183L153 182H156L155 180L153 181V179L154 178H152V183H153V187H151L152 186V184H151V182H150V184H151V186H147V182H145V181H147L145 178H146V176H145V180L143 179V181H144V183L146 184H144V183H142V185H141V183L139 184L138 183V181L139 182H141L142 181V179H140L139 178V180L137 181L136 179H134V178H137L138 179V177H133L131 174H130V172H131V170L133 169L134 171H136L137 170V168H138V170H140L141 169V171L143 170L142 168L144 167V166H146V165H148V163L149 162H147L146 161V159H149V157H150V154H152L153 153V151L149 154V153H147V154H149V157H148V155L146 154V159H145V157L143 158V160L141 159V157H143L144 155H142V156H140L141 154L139 153V156H140V161H135V156L138 154V153H136V154H134V153H130V151L128 152V153H126V152H124V153H122V152H119ZM122 151V150H121ZM138 151H139V149H138ZM137 151V152H138ZM140 151H141V149H140ZM139 151V152H140ZM143 151H145V150H143ZM64 153L66 152L65 151V149H64V151H63ZM111 152V151H110ZM174 152H176L175 153V156H174V154H173V156L174 157H176L177 155H178V157H179V154L177 153V150L175 149L174 150ZM173 152V153H174ZM2 153V152H1ZM79 153H80V151H79ZM82 153V155H83V153L84 154H86V155H88L89 153H86L85 151H83V152H81ZM96 153V152H95ZM108 153V152H107ZM115 153V152H114ZM144 153V152H143ZM159 152H156V154L154 153L153 154V157L155 156L156 157V160H158V157L159 156H157V154H158ZM105 154V153H104ZM145 154V153H144ZM172 154V153H171ZM2 155V154H1ZM95 155H97V154H95ZM103 155V154H102ZM89 156H90V154H89ZM104 156V155H103ZM108 157V156H107ZM137 157H138V155H137ZM155 157H154V159H155ZM105 158V160L106 159H108V158H106V157H104ZM152 158V157H151ZM150 158V159H151ZM180 158V157H179ZM179 158H176V159H178L179 160ZM10 159H11V157H10ZM91 159H94V158H91ZM149 159V160H150ZM153 159V158H152ZM153 159V160H154ZM138 160H139V158H138ZM159 160H161L160 158H159ZM158 160V161H159ZM177 160V161H178ZM186 159H184V163H186L187 161H185ZM107 161V160H106ZM152 161V160H151ZM157 161V162H158ZM180 161H183V158H180V160H179V165L181 166V164L183 163V162H181V164H180ZM160 162H162V161H160ZM160 162L158 163L159 165H157V164H155L154 165V169L158 172V168H159V170L161 169L162 170V168L161 167H163V165H160ZM101 163V162H100ZM152 163H154V161H152ZM151 163V164H152ZM177 162H175V164H176ZM178 163L176 164L177 166H178ZM183 163V164H184ZM162 164H164V163H162ZM183 164H182V166H183ZM111 165V164H110ZM165 165H167V164H165ZM151 166H153V165H151ZM150 166V167H151ZM184 166H186V165H184ZM88 167V166H87ZM168 168L169 166H165V168ZM151 168H153V167H151ZM166 168V169H167ZM175 168V167H174ZM182 168H185V167H181V169ZM111 170V169H110ZM130 170V172H129V174L127 173L128 171ZM132 170V171H133ZM168 170H170V168H168ZM171 170H173V169H171ZM89 173V172H88ZM87 173V175H91V174H88ZM110 173H111V171H110ZM126 173L129 175H126ZM132 173V172H131ZM85 174V173H84ZM133 174V173H132ZM166 174H168L167 172H166ZM169 174H171V173H169ZM169 174L168 175H166V176H169ZM80 175V174H79ZM81 175H83V174H81ZM126 175V176H125ZM155 175H157V174H155ZM45 176H47V174L45 175ZM44 176V177H45ZM49 176V175H48ZM84 176V175H83ZM105 176V175H104ZM103 176V179L105 178ZM128 176V177H127ZM149 176V175H148ZM165 176V177H166ZM39 177V176H38ZM43 177V176H42ZM52 177V176H51ZM51 177H49V178H51ZM79 177V176H78ZM86 177H89V178H91L90 176H86ZM174 177V176H173ZM172 177V178H173ZM183 177V176H182ZM40 178V177H39ZM88 178V179H89ZM102 178V177H101ZM113 178V180H109V179H112ZM149 178V177H148ZM168 178V177H167ZM167 178L165 179V180H167ZM171 178V179H172ZM34 179H37V178H34ZM47 181H49L50 182V180H48L47 178H45ZM44 179V180H45ZM81 179H84L83 177L81 178ZM87 179V178H86ZM106 179V178H105ZM135 181H134V180ZM169 179L170 178H168V181H169ZM31 180V179H30ZM45 180V181H46ZM93 180V179H92ZM91 180V181H92ZM164 180V182L163 183H165L166 181ZM175 180V179H174ZM174 180H173V182H174ZM182 180V179H181ZM37 181V180H36ZM41 181V182H40ZM44 181V183H46ZM105 181V182H104ZM135 182V184H131V183H134ZM35 182V181H34ZM38 182V181H37ZM39 182L40 183H42V185H45V184H43V181H42V179L40 180L39 179ZM49 182H47V183H49ZM81 182V181H80ZM84 182V181H83ZM51 183V182H50ZM98 183V182H97ZM15 184V183H14ZM27 184H29V183H27ZM38 184V183H37ZM158 184V182L156 183V185ZM16 185V184H15ZM14 185V186H15ZM26 185V184H25ZM39 185V184H38ZM97 185H99V184H97ZM161 184L159 183V186H160ZM29 187V186H28ZM143 187H147L146 189H145V191H144V188ZM38 188V187H37ZM34 189V188H33ZM36 189V188H35ZM141 189H142V191H141ZM43 190V189H42ZM83 191V193L82 194H79V195H77V193L79 192V191ZM52 191V190H51ZM59 191V190H58ZM32 192V191H31ZM72 192V193H73ZM45 193V192H44ZM127 194H128V196H129V198H131V197H134V201L136 202V200H138L137 201V203H136V206L137 205H139L140 204V206H141V203H144L145 204V206L144 207H150L151 209L149 210L150 212L149 213H151V217L148 219V220H144V223L142 224V226H141V228H139V229H137V228H134V227H132V222H131V218H133V217H135L137 214H139V213H141L143 210H144V208L142 207L141 209H138L135 205H134V207L136 208V210H137V212L133 209V207H130L131 205H128L129 203H127V200L125 199V202H124V200H123V202L125 203V206H126V203H127V206L126 207H123L124 205H122L121 203H120V205H122V206H119V205H117V206H115V204L117 203L116 202V200H119L120 199V197L123 199L124 197H122V196H127ZM159 194H161V195H159ZM170 194H171V192H170ZM91 196V197H92ZM119 196V197H118ZM127 196V197H128ZM59 195L57 194V193H55V194H53V197H52V200L55 202V204H56V200H57V198H58V200H59ZM115 197H117L116 198V200H115ZM60 199H61V197H60ZM100 199H104V200H100ZM132 199V198H131ZM160 199V200H159ZM129 200V199H128ZM84 201V200H83ZM92 201V200H91ZM81 202V201H80ZM86 202V201H85ZM114 202H116V203H114ZM122 202V203H123ZM129 202V201H128ZM53 203V202H52ZM131 203H134V202H131ZM54 203L52 204V206H54L55 205ZM89 204V203H88ZM118 204V203H117ZM161 206V205H160ZM56 207V206H55ZM25 208V207H24ZM71 208V207H70ZM91 208V207H90ZM75 209V208H74ZM165 209V208H164ZM26 209H24V211H25ZM46 210V209H45ZM64 211V212H63ZM16 212L17 213H21V212H23V208L22 209H18L17 210V208H16ZM45 212H47V211H45ZM80 212H83L82 210L80 211ZM76 213V212H75ZM85 214H86V212H84ZM170 213H172V214H170ZM136 214V215H135ZM28 216V215H27ZM83 216H84V214H83ZM86 216V215H85ZM88 216V215H87ZM86 218V217H85ZM88 218V217H87ZM192 218V219H191ZM36 219V218H35ZM84 219V218H83ZM133 219H135V218H133ZM85 220V219H84ZM29 221V220H28ZM27 221V222H28ZM89 221V220H88ZM91 221H92V219H91ZM26 222V221H25ZM85 222V221H84ZM205 222L207 223H210L211 221L210 220H205ZM204 222V223H205ZM91 223V222H90ZM97 223V222H96ZM203 223V224H204ZM21 224V223H20ZM27 224V223H26ZM58 224V225H57ZM94 224V223H93ZM98 224V223H97ZM19 225V224H18ZM81 225H83V224H81ZM110 225V224H109ZM84 226V225H83ZM18 227V226H17ZM187 228H191L190 230H188ZM177 229H178V231L180 230V233H182L183 235H181L182 237H179L178 238V231H177ZM122 230V229H121ZM195 230V229H194ZM81 231H82V229H81ZM70 232V233H71ZM80 232V231H79ZM78 232V235L80 234ZM175 232H177V233H175ZM192 232H191V235H192ZM264 233V232H263ZM177 234V235H176ZM210 234V235H211ZM261 234V233H260ZM68 235V234H67ZM81 235V234H80ZM115 235V234H114ZM176 235V236H175ZM190 235V234H189ZM190 235V236H191ZM230 235H232V237H230L229 239V241L226 243V245L224 246L223 244L224 243H222V241H224V237L225 238H227V237H229ZM175 236V237H174ZM72 237H74V236H72ZM214 237V238H215ZM67 238H69V237H67ZM182 238V239H181ZM97 239H95V240H97ZM222 240V241H221ZM98 242V241H97ZM101 243V242H100ZM213 244H215L214 246H216V248H214L213 247ZM39 244L37 243V242H34L33 244H31V247H33V248H35V247H37ZM98 245V244H97ZM105 245V244H104ZM218 246H220L221 248L220 249H217V247ZM111 247V246H110ZM116 248V247H115ZM108 249H110V248H108ZM112 249V248H111ZM155 249H157V248H155ZM68 251V253H69V255L67 256L68 257V259H66V260H64V258H62L59 262H52V263H46V259L48 258V256L49 255H55L57 252H60V251ZM115 250V249H114ZM105 251V250H104ZM112 251V250H111ZM162 251V250H161ZM96 252V251H95ZM108 252V251H107ZM115 252V251H114ZM111 253V252H110ZM159 253V254H158ZM165 253V252H164ZM111 254H113V253H111ZM166 254V253H165ZM161 255V254H160ZM35 256V255H34ZM167 256V255H166ZM211 256V257H210ZM159 257V258H158ZM170 257V256H169ZM196 257V256H195ZM114 258V259H113ZM35 259V258H34ZM88 259H91L92 261L90 262V263H87V260ZM163 259V258H162ZM171 259V258H170ZM173 259V258H172ZM101 260V261H100ZM107 260V261H106ZM182 260L183 261H179L178 260V262H169V263H167V264H192V261L190 260V259H188L187 257H185V258H182ZM190 260V261H189ZM90 261V260H89ZM98 261H100V262H98ZM106 261V262H105ZM131 263H130V262ZM137 261H138V259H137ZM138 261V262H139ZM162 261V260H161ZM74 262V261H73ZM135 262V261H134ZM137 263V262H136ZM141 263V264H142ZM162 263V262H161ZM140 264V263H139Z\"/></svg>",
    "mask_w": 264,
    "mask_h": 264
}]
</instances>
